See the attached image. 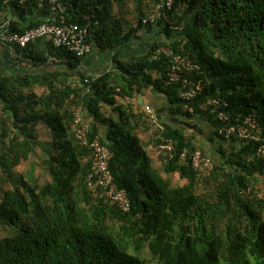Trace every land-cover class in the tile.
Masks as SVG:
<instances>
[{
	"label": "trees",
	"instance_id": "16d2710c",
	"mask_svg": "<svg viewBox=\"0 0 264 264\" xmlns=\"http://www.w3.org/2000/svg\"><path fill=\"white\" fill-rule=\"evenodd\" d=\"M62 1L66 23L88 27L90 46L93 40L109 48L153 28L165 42L94 79L77 69L81 59L48 40L49 57L62 54L67 71H0V184L10 186L0 190V264H264V194L255 185L256 176L264 175V159L255 158L264 144V0H173L166 18L153 26H143L142 18L165 0H126V21L113 9L125 0ZM131 11L133 21L127 18ZM54 19L39 0H0V23L8 22L11 33ZM161 47L199 66L189 75L201 82L195 98L182 99L181 83H169L171 59L155 56ZM49 57L30 59L42 65ZM150 88L167 98L154 111L155 124L143 112L114 107V96L131 99ZM212 100L218 101L215 109L207 106ZM106 106L117 116L107 114ZM78 109L91 120L89 139L110 150L108 168L114 186L127 194L128 212L86 186L93 154L75 138ZM248 116L255 119L259 141L225 137V130ZM198 120L208 124L209 141L230 145L221 154L223 166L213 165L208 176L191 166L193 152L201 150L197 137L204 136ZM166 141L173 145L171 155L160 148ZM37 146L45 147L50 178L41 185L33 175H16ZM210 183L212 196L198 194V187Z\"/></svg>",
	"mask_w": 264,
	"mask_h": 264
},
{
	"label": "built area",
	"instance_id": "2783aa9c",
	"mask_svg": "<svg viewBox=\"0 0 264 264\" xmlns=\"http://www.w3.org/2000/svg\"><path fill=\"white\" fill-rule=\"evenodd\" d=\"M25 2L28 0H20ZM40 4H47L53 12L55 19L53 24H41L23 33H11L8 31L9 23H0V42L7 47L26 48L29 44L37 40H48L57 48H64L76 58L85 57L91 50V46L87 43L88 27L80 26L73 23H66L64 18L65 5L62 0H39ZM173 0H165L157 4L152 11L147 13L141 23L143 25H153L160 18H166V12L171 9ZM165 55L171 59L167 78L169 83H181L180 97L185 100L193 99L201 91V82L194 81L189 77L195 71L199 70V66L190 61V59L175 54L168 48H158L155 56ZM157 57H154L156 60ZM218 101H209L207 106H215ZM212 109V113L215 110ZM146 121L155 124L154 112L149 107L144 108ZM221 121L226 120L223 114L218 115ZM256 122L252 116L246 117L241 126H232L225 130V137L235 136L238 141L252 140L259 141V137L255 134ZM73 131L75 138L83 145L88 146L92 150L93 160L90 172L86 177V186L89 190L96 193L97 197L104 199L110 205L115 206L122 212H128L130 209L129 200L124 190L117 189L113 184V177L109 171L108 163L111 158L110 150L98 141V139H89V128L84 122L83 111L78 109L74 112ZM220 134H223L220 131ZM160 148L171 155L173 145L171 141L163 142ZM185 154H182L184 158ZM255 158L264 159V144H261L255 153ZM250 161L252 159H249ZM191 166L197 173L208 176L213 168L211 159L201 150H195L191 157Z\"/></svg>",
	"mask_w": 264,
	"mask_h": 264
},
{
	"label": "crops",
	"instance_id": "0c3cea01",
	"mask_svg": "<svg viewBox=\"0 0 264 264\" xmlns=\"http://www.w3.org/2000/svg\"><path fill=\"white\" fill-rule=\"evenodd\" d=\"M113 9L115 12L120 13L119 16H124L126 21V0L122 3V5L114 4ZM130 13L131 14L127 18L128 20L133 21L135 19L136 13L135 11H131ZM42 17H45V15L42 14ZM36 18L37 16L34 15V19ZM29 21H33V17L29 18L26 22ZM124 32V34H126V30H124ZM124 36L126 37V35ZM155 42H165V37L159 33L157 28H153L150 31H140L135 35V37H131L128 41H121L118 39L117 43L109 48L95 45V42L91 40V50L84 58L80 60L77 69L83 75L93 79L102 73L115 72L120 66L126 67L127 64H132L137 59L146 57L149 53L151 44ZM45 45L46 42L41 41L37 46H34L29 51L24 52L21 49L17 50V48L4 46L0 42V71L6 75L13 76H19L24 73L29 75H38L44 74L46 72H54L57 70L59 72L67 71V59L62 54H59V52H55L53 57H49ZM38 53H41L44 57H49L46 64H33L30 58L33 57L34 54ZM71 73H74V71H71ZM152 76L154 78H158L159 74L154 72ZM114 99V107L127 106L126 108L128 111L130 110L132 114H142L145 107L151 108L153 112L162 109V107L166 104L167 98L163 94H160L154 89L150 88L143 89L139 93H134L131 99H124L120 96H114ZM103 110L109 115L114 117L117 116V113L112 112L111 108L108 106L104 107ZM128 111H126V113H128ZM84 119H86V115ZM85 123L90 128L91 120L86 119ZM197 123H204L203 126L209 127L207 123H202L200 120H198ZM103 133L104 130L100 129L99 135L101 136ZM136 133L140 137L145 138L142 130L137 129ZM203 133L205 132L203 131ZM209 133L210 130L207 131L204 136L197 137L198 144L200 145V148L204 154L211 158L214 166H223L224 160L222 159L221 154L225 151H228L230 149V145H226L225 143L220 145L219 141L215 138L212 141H209ZM232 145L236 146V144ZM228 171L231 172V168H228ZM255 185L256 188L259 189L262 194H264V175L256 176Z\"/></svg>",
	"mask_w": 264,
	"mask_h": 264
},
{
	"label": "rangeland",
	"instance_id": "374dc122",
	"mask_svg": "<svg viewBox=\"0 0 264 264\" xmlns=\"http://www.w3.org/2000/svg\"><path fill=\"white\" fill-rule=\"evenodd\" d=\"M197 125H199V128L200 129L202 128L201 131L202 132L204 131L205 133L207 131H209L208 129H210L207 126H203L204 123L203 124L197 123ZM202 132L200 133V135H202ZM45 140H46V136H44V135L41 136L40 142H44ZM153 147H152V149H153ZM154 151H150V154H155ZM46 159H47V154L45 152V147L44 146H37V147H35L34 148V152L29 157V159L26 162L21 163L16 168V175H21V174L28 175V176L33 175V177L36 179V181L40 185L48 182L50 180V178H49L47 166L45 164ZM154 160H155V157H154ZM154 163H156L158 166L160 165L158 159H157V162H154ZM174 182H178V181L176 179H174ZM212 184L213 183H210V185L204 184V185H201L200 187H198V189H197L198 190V194H207L209 192V195L212 196V193H210V192H212L211 189L213 188L212 187ZM9 187H10L9 185L2 186L0 184V190H1V188H9ZM2 231L0 229V236L2 234ZM143 256H144L145 259H148L147 253L145 251H144V255Z\"/></svg>",
	"mask_w": 264,
	"mask_h": 264
},
{
	"label": "clouds",
	"instance_id": "9594fccd",
	"mask_svg": "<svg viewBox=\"0 0 264 264\" xmlns=\"http://www.w3.org/2000/svg\"><path fill=\"white\" fill-rule=\"evenodd\" d=\"M156 24V23H155ZM143 25V24H142ZM154 25V24H153ZM153 25H151V26H153ZM143 26H148V25H143ZM150 26V25H149ZM42 41H44V40H42ZM18 49H20V48H18ZM84 58V57H83ZM82 59V58H81ZM143 114H144V109H143ZM145 115V114H144ZM84 118V117H83ZM84 122H85V119H84ZM86 124V123H85ZM88 128H89V126H88ZM90 129V128H89ZM89 132V131H88ZM99 141V140H98ZM107 147V146H106ZM108 148V147H107ZM198 150H200V149H198ZM202 151V150H201ZM206 155V154H205ZM208 156V155H207ZM209 157V156H208ZM210 158V157H209ZM211 159V158H210ZM212 161V160H211ZM212 164H213V162H212ZM214 165V164H213Z\"/></svg>",
	"mask_w": 264,
	"mask_h": 264
}]
</instances>
